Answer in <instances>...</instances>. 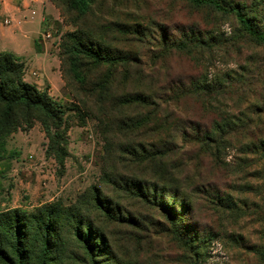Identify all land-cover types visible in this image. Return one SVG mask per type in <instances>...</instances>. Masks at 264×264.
<instances>
[{
    "label": "rangeland",
    "instance_id": "rangeland-1",
    "mask_svg": "<svg viewBox=\"0 0 264 264\" xmlns=\"http://www.w3.org/2000/svg\"><path fill=\"white\" fill-rule=\"evenodd\" d=\"M223 2L264 29V0ZM71 35L114 58L83 60L85 85L64 54ZM5 52L64 111L51 136L22 117L0 135V223L15 210L63 209L48 264H257L264 48L240 35L234 14L187 0H92L86 14L73 0H0ZM139 92L160 108L125 102ZM26 234L23 262L41 264L36 226Z\"/></svg>",
    "mask_w": 264,
    "mask_h": 264
},
{
    "label": "trees",
    "instance_id": "trees-1",
    "mask_svg": "<svg viewBox=\"0 0 264 264\" xmlns=\"http://www.w3.org/2000/svg\"><path fill=\"white\" fill-rule=\"evenodd\" d=\"M187 1L197 7H211L216 11L234 14L240 35L253 42L257 47L264 48V29L253 22L243 7L237 5L227 6L223 0ZM91 3L92 0H73V4L81 14L88 12ZM70 37L71 42L64 44V54L68 57L69 69L75 80L80 85H85L87 79L82 71L83 60L87 59L101 65L104 62H113L114 58H110L101 50L91 47L80 36L71 35ZM174 47L179 52H188L190 49L186 42L175 43ZM123 98L125 102L130 104L146 102L160 108V104L152 101L149 96L141 92L128 94ZM160 113L161 109H159L156 116L159 117ZM63 115L62 107L47 92L39 90L36 86L24 80V65L18 57L11 52L0 53V135L1 132L8 133L15 130L20 124V117H22L25 118L29 126H32L34 120H38L44 126L48 136H51V128L61 127L64 120ZM60 146L59 143H52V152L55 154V150L61 149L62 154H64V149ZM258 148H260V158L264 162V145ZM165 156L163 148L159 147L155 155V162L160 164L155 168V175L158 178L165 176ZM56 158L62 165L64 164V157L60 156L59 152H56ZM258 189L262 204L259 208L255 207L258 210L254 211L253 214L257 225L255 229L257 241L250 244V250L257 264H264V172L261 174ZM146 194L149 195L150 192L148 191ZM152 195L154 194L152 193L151 197ZM155 197L156 195H154ZM62 210L61 207L51 205L41 208L38 214H32L31 217L25 214L21 215L17 210L5 214L4 217L7 220L3 224L0 223V258L10 264H25L23 260H26L28 253L25 236L31 223L36 226L37 232L40 234L39 242L43 247L41 256L43 261L41 264H48L49 252L55 248L53 244L55 240L53 225L57 223V218L61 216ZM89 226L88 233L90 231ZM88 233L77 231V235L84 241H86L87 235H91V233ZM182 234L184 235V233ZM195 237L194 234L189 236L193 244L197 242ZM95 247L96 244L91 242L93 252L96 250Z\"/></svg>",
    "mask_w": 264,
    "mask_h": 264
}]
</instances>
